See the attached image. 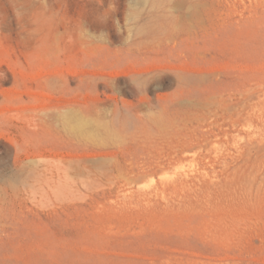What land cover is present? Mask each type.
I'll list each match as a JSON object with an SVG mask.
<instances>
[{"label": "rangeland", "instance_id": "374dc122", "mask_svg": "<svg viewBox=\"0 0 264 264\" xmlns=\"http://www.w3.org/2000/svg\"><path fill=\"white\" fill-rule=\"evenodd\" d=\"M0 264H264V0H0Z\"/></svg>", "mask_w": 264, "mask_h": 264}, {"label": "bare ground", "instance_id": "6f19581e", "mask_svg": "<svg viewBox=\"0 0 264 264\" xmlns=\"http://www.w3.org/2000/svg\"><path fill=\"white\" fill-rule=\"evenodd\" d=\"M247 99V98H246ZM208 144V143H207ZM209 145V144H208ZM188 149H190V148H188ZM191 150V149H190ZM99 158H101V157H99ZM106 159H109L110 160V157L109 158H106ZM79 160V159H78ZM73 161V160H72ZM104 165V164H103ZM156 169H158V168H156ZM155 169V170H156ZM175 178V177H174Z\"/></svg>", "mask_w": 264, "mask_h": 264}]
</instances>
